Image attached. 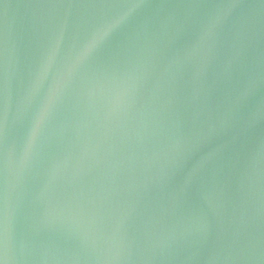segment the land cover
<instances>
[{
  "label": "water",
  "instance_id": "obj_1",
  "mask_svg": "<svg viewBox=\"0 0 264 264\" xmlns=\"http://www.w3.org/2000/svg\"><path fill=\"white\" fill-rule=\"evenodd\" d=\"M0 264H264V0H0Z\"/></svg>",
  "mask_w": 264,
  "mask_h": 264
}]
</instances>
